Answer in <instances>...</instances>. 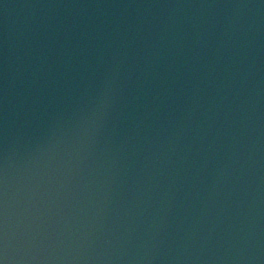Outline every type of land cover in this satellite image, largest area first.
<instances>
[{"label": "water", "instance_id": "1", "mask_svg": "<svg viewBox=\"0 0 264 264\" xmlns=\"http://www.w3.org/2000/svg\"><path fill=\"white\" fill-rule=\"evenodd\" d=\"M0 264H264V0H68Z\"/></svg>", "mask_w": 264, "mask_h": 264}]
</instances>
